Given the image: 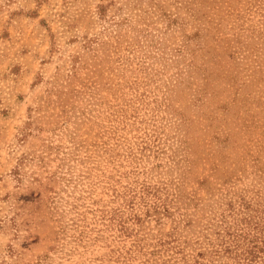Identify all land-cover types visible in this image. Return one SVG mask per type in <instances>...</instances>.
I'll use <instances>...</instances> for the list:
<instances>
[{"label":"rangeland","instance_id":"374dc122","mask_svg":"<svg viewBox=\"0 0 264 264\" xmlns=\"http://www.w3.org/2000/svg\"><path fill=\"white\" fill-rule=\"evenodd\" d=\"M0 264H264V0H0Z\"/></svg>","mask_w":264,"mask_h":264}]
</instances>
